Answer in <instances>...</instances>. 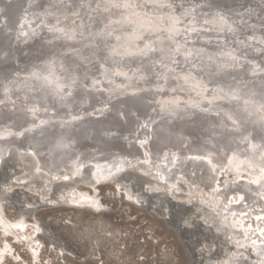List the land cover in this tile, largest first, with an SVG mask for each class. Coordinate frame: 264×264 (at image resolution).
<instances>
[{
    "label": "bare ground",
    "instance_id": "6f19581e",
    "mask_svg": "<svg viewBox=\"0 0 264 264\" xmlns=\"http://www.w3.org/2000/svg\"><path fill=\"white\" fill-rule=\"evenodd\" d=\"M0 17V168L8 158L26 172L14 184L65 186V206L98 212L86 198L99 201L95 188L105 184L128 190L124 172L184 206L171 184L186 177L264 245V220L255 219L264 215V185L249 183L260 167L251 144L264 145V0H0ZM228 171L234 177L224 182ZM1 208L0 228L19 242L27 235L22 243L37 258L41 224ZM21 221L23 231L13 227Z\"/></svg>",
    "mask_w": 264,
    "mask_h": 264
},
{
    "label": "rangeland",
    "instance_id": "374dc122",
    "mask_svg": "<svg viewBox=\"0 0 264 264\" xmlns=\"http://www.w3.org/2000/svg\"><path fill=\"white\" fill-rule=\"evenodd\" d=\"M3 161L0 168L2 213L9 219L23 213L24 220L36 221L43 229L37 258H30L22 243L27 240V235L20 236L22 242H19L11 233L5 235L1 227L0 250L5 245L10 249L0 258L4 264H264V245L255 244L254 248L251 229L244 232L243 222L237 226L235 215L222 208L226 205L215 209L217 205H213L212 196L206 192L209 187H202L200 193L194 188L191 190L186 177L171 184L176 187L171 195L188 203L187 206L154 195L145 196L148 201L145 205H137L134 199L143 200L139 190L141 182L127 180V173L133 174V171H127L120 177L127 176L122 182L128 184V188L132 187V191L111 184L96 186L102 206L96 212L65 206L64 200L69 194L65 186L55 184L54 187L35 188V184L28 187L14 184L21 181L19 178L26 172L18 162L8 158ZM85 162L81 160L79 165ZM144 177L152 182L155 179L148 172L143 174ZM233 177L234 173L228 171L224 182ZM78 185L87 189L81 187L87 184L79 182ZM24 190L34 195L36 192L42 194L36 200L33 195H25ZM196 207H200V211H195ZM203 210L209 212V217L201 215ZM247 220L246 217L244 222ZM201 221L205 226L199 223ZM231 243L240 246L233 248Z\"/></svg>",
    "mask_w": 264,
    "mask_h": 264
},
{
    "label": "snow or ice",
    "instance_id": "6c2138e0",
    "mask_svg": "<svg viewBox=\"0 0 264 264\" xmlns=\"http://www.w3.org/2000/svg\"><path fill=\"white\" fill-rule=\"evenodd\" d=\"M52 30L53 29H49V31H52ZM34 75H36L37 78H39V73H34ZM44 79L47 80L48 77H44ZM49 83H51V81H49ZM228 118L232 119L231 117H228ZM262 119H264V118H262ZM233 122L235 123V121H233ZM242 140L243 141H247L248 140V136H243ZM57 147H67V145L64 144L62 141H59L57 143ZM258 148H259V151H260L259 174L258 175H254L253 178H250L249 179V183L252 184V185H256V186H261V185H264V145L258 146L256 144H251V150H252V152L254 154H255V152L257 151ZM241 163H245V162L241 161ZM248 165H249V167H255V165L253 164L252 161H248ZM117 171H120V168H117ZM80 172H81V168L80 167H76L74 175H79ZM63 179L64 180H68L69 177L68 176H64ZM107 179H109L108 176H99L97 178V183H99L100 181H103V180H107ZM261 195H262V198H264V193H262ZM61 199H63V197H61ZM243 199H244V197L241 196L240 201L233 200V201H230V203L242 202ZM73 202L77 203V204H80V203H83L85 201H83V200H70L69 201V203H73ZM86 202L91 207L95 208L96 210H99L101 208L100 202L97 201V200L92 199L91 197L86 198ZM50 203H55V201H50ZM233 215H235V214H233ZM255 219L258 220V221L264 220V215H257L255 217ZM13 227H16V228L20 229L21 231H23L24 228L26 227V225L23 223V221H21V222L16 223L15 225H13ZM35 231L37 233H39V232L42 231V229L40 227H35ZM260 234H261V237L264 238V228L260 229ZM5 235H7V232L5 233ZM252 244L255 245L256 241L252 240ZM37 247H40V245L38 244ZM5 251L6 252L10 251V249L8 248L7 245H5ZM34 255H36V253H34ZM0 264H4V262L0 261Z\"/></svg>",
    "mask_w": 264,
    "mask_h": 264
},
{
    "label": "water",
    "instance_id": "95a60500",
    "mask_svg": "<svg viewBox=\"0 0 264 264\" xmlns=\"http://www.w3.org/2000/svg\"><path fill=\"white\" fill-rule=\"evenodd\" d=\"M4 1H6V0H4ZM23 3V2H22ZM0 20H1V23L3 24L4 23V21H3V19L0 17ZM3 30V29H2ZM13 64H15V63H13ZM16 65V64H15ZM98 102V101H97ZM86 105V104H85ZM80 110V109H79ZM111 113L109 112V113H107V114H95V115H91V114H88V116H90L89 118H95V119H97V120H101L102 118H107V117H110L111 115H110ZM124 115H125V119L127 120V122L129 123V122H131L132 120H133V118H134V115L132 116H130V115H128L127 113H126V111H124ZM113 118L115 119V121L119 124V128H118V130H120V131H118V132H122V130H123V125H122V122H124V118L122 117V115H120V114H118V115H113ZM95 119H91V120H95ZM11 136V135H10ZM115 141L118 143V144H121V145H123V146H126V141H125V137H124V135L122 136V135H120V136H116L115 137ZM86 143H91L90 142V140L88 139V141L86 142ZM22 144H24L23 142H22ZM135 148H136V150H139V148L140 147H138V145H135ZM182 149L184 150V145H182ZM139 190L141 191V193L143 194V200H138V201H136L135 199H134V202L137 204V205H145V203H148V201L145 199V196H147V195H154V196H156V197H163L164 199H166V200H169V201H171L170 199H167L166 197H167V194L165 193V192H160V191H157L156 189H152V191H148V189H147V187H139ZM25 191V195H31L32 196V193L29 191V190H24ZM129 191L131 192L132 191V187L131 188H129ZM146 192L148 193V194H146ZM122 193H124V191H122ZM125 194V193H124ZM169 196V195H168ZM33 197V196H32ZM170 197V196H169ZM33 198H35V199H37V197H33ZM125 199H127L126 197H125ZM60 200V199H59ZM41 201V200H40ZM174 201V200H173ZM42 202V201H41ZM179 204V203H178Z\"/></svg>",
    "mask_w": 264,
    "mask_h": 264
}]
</instances>
